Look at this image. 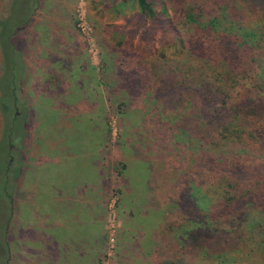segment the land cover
I'll return each mask as SVG.
<instances>
[{
  "label": "rangeland",
  "instance_id": "1",
  "mask_svg": "<svg viewBox=\"0 0 264 264\" xmlns=\"http://www.w3.org/2000/svg\"><path fill=\"white\" fill-rule=\"evenodd\" d=\"M244 1L153 4L170 22L166 28L174 19L184 40L193 39L194 25L186 19L190 13L202 23L214 22L215 39L222 43L236 36L234 28L240 34L255 30L263 71L256 85L263 90L264 9ZM115 3L38 0L28 12L30 21L15 31L18 60L0 53V79L5 62L3 78L14 92L13 133L2 152L9 170L0 167L6 180L0 188V264H53L51 249L59 248L51 247L46 230L54 227L50 213L53 201L64 197L63 187L77 199L63 204L71 213L62 225L69 247L82 253L89 249L87 224L95 218L106 237L101 264H132L136 257L135 264H148L143 257L151 254L150 264H264V205L262 211L248 199L233 211L222 210L219 193L225 185L213 175L212 164L201 163L196 126L203 102L192 92L179 96L175 86L192 69L193 56L185 53L181 59L188 63L174 68L170 55L178 50L165 42L171 28L162 35L144 31L137 21L126 27L124 18L135 13V4L121 8ZM10 4L0 0V17L8 15ZM3 46L8 50L9 39ZM160 46L167 47L165 58L154 53ZM237 81L232 85L241 88L244 81ZM144 93L151 100L142 98ZM5 94L0 87L3 101ZM4 117L0 110V138L9 123ZM258 118L254 121L261 124ZM220 147L227 156L239 146L226 142ZM257 153L264 155V146ZM205 176L208 181L201 180ZM152 226L153 238L140 234V228ZM123 232L127 241L136 236L127 246L131 252L121 250ZM77 260L86 264L78 255Z\"/></svg>",
  "mask_w": 264,
  "mask_h": 264
},
{
  "label": "trees",
  "instance_id": "2",
  "mask_svg": "<svg viewBox=\"0 0 264 264\" xmlns=\"http://www.w3.org/2000/svg\"><path fill=\"white\" fill-rule=\"evenodd\" d=\"M37 1L11 0L8 15L0 17V53L4 57L10 53L13 63L18 60L14 41L16 38L15 31L30 21L28 12ZM109 1H117L115 6L121 8L129 3L135 4V13L124 18V26L126 27L131 28L132 21H137L144 31L146 29L152 30L151 32L160 31L162 35H166L168 28H171L173 35L169 36L170 43L167 40L165 42L173 45V47L176 46L175 50H178V54L170 55L172 56L170 60L176 64L174 68L179 69L188 63L181 59L185 53L189 52L188 54L193 56L189 58L194 62L190 64L193 66L192 69L189 68V72L181 81H175V86L178 91L181 90L179 96L184 95L185 92H192L203 102L201 104L203 108L202 117L196 126L202 138L201 163L204 166L212 164L213 175L225 185L222 192L219 193V206L222 210L229 212L233 211L237 204L249 199L251 203L263 211L264 155L257 153V150L264 146V119H262L264 116V89L262 90L259 88L261 86L256 85V82L261 83V74L263 73L257 61L256 47H260L262 43L261 40H258L256 31L243 29V33L240 34L234 28V35L236 36L228 38L222 43L215 39L213 31L216 26L214 22L202 23L199 16L193 13L188 14L191 11L187 10L185 12V16L188 14L186 19L194 25L190 35L193 39L184 40L183 34L178 31L174 19L171 20L168 28L165 27V24L170 22L162 18L164 11L158 12L155 9L153 0ZM244 2L247 5H256L260 9H264V0H245ZM11 25L13 26L11 27ZM4 38L10 41L8 50L3 46ZM163 50H167V47L161 48L160 46L159 49L154 50V53L159 58H165L167 54ZM194 66L198 68L199 72H195ZM6 70L7 65L4 62L0 87L6 90V94L4 101L0 95V110L3 117L9 119V123L4 127V132L2 130V134H4L0 138V167L3 166L4 171L8 172V167L4 166L2 152L6 143L9 142L11 133H13L10 129L11 123L14 122L10 103L13 100L14 92L11 90L9 82L3 78ZM237 79L244 81L243 84H240L241 88H238V85H232L233 81L238 82ZM249 83L252 84V87L249 86ZM232 92L235 94L232 95ZM258 94L262 96L261 99L256 97ZM240 95L241 98H239ZM142 98L151 100L149 95L145 93ZM180 98L186 101V98ZM229 98L235 99L229 102ZM8 99L11 101L9 102ZM147 107L150 111L154 109L151 104ZM259 114L261 118L258 119H260L261 124L254 121ZM193 132L196 133L197 131L193 129ZM226 142L239 147L235 153L232 151L227 156H223L224 152L221 151L220 146L221 143ZM212 153L216 155L213 156ZM209 177L205 176L201 180L208 181ZM243 179L245 180L244 184H242ZM5 182V178L1 174L0 188L4 186ZM238 186L239 188H237ZM5 244L8 248V236L5 239Z\"/></svg>",
  "mask_w": 264,
  "mask_h": 264
},
{
  "label": "crops",
  "instance_id": "3",
  "mask_svg": "<svg viewBox=\"0 0 264 264\" xmlns=\"http://www.w3.org/2000/svg\"><path fill=\"white\" fill-rule=\"evenodd\" d=\"M95 188H97V190L100 188L99 185L95 186ZM90 189L92 190L93 188L90 187ZM64 191V197L57 199L55 202L53 201V208H52V217H51V213H50V219L53 221V225L54 226L52 229H45L46 230V235L48 237V240L51 241V247L52 246H57L59 248V250H54L51 249V253H52V261L53 264L59 262V264H75L78 260H77V255L78 258L81 261H85L86 264H101V255L103 254V250L105 248V232L104 229L102 227L101 222H97L94 218L90 219V223L87 224V226L89 225L90 227L89 229V241H91L90 243V247L89 249L85 250L83 253L78 252L76 246H71L69 247V238L67 236V231L62 228L63 223H65L67 217L69 214L71 213H65L64 212V208L65 206L63 205L66 201L70 202H76L77 199L73 198V196H71V188H67L65 189L64 187L62 188V190L60 192ZM88 206H90V203L88 204ZM87 206V208H88ZM70 208V206L68 207ZM91 208L95 209L96 211H99V208L95 207V205H93L91 203ZM48 216V214H47ZM91 216H94V214L91 212ZM83 217V216H82ZM47 219H49V216L47 217ZM83 219H85L83 217ZM100 219L98 218V221ZM139 229L140 234H143L144 236L151 237L152 235V231L154 232V227L152 226L149 229ZM138 232V231H136ZM139 234V235H140ZM71 235V234H70ZM131 234H128V236H130ZM137 235V234H136ZM30 236V234H29ZM121 239H120V246H121V250H124L125 248H128L126 250V252H131V249H129L130 247H127L129 244L132 243L133 238H135L136 236H133L131 241H127L126 237L127 234H125L124 232L121 233L120 235ZM125 243V245H124ZM139 240H136L133 245H138ZM47 244L45 246V249L47 248ZM145 247H147V245L144 244ZM155 247V246H154ZM154 247L152 249H146L148 251H153ZM27 250V249H25ZM131 254V253H129ZM152 255V254H151ZM150 255V257H151ZM134 257V256H133ZM150 257H143V259L147 260L148 264H150ZM135 258V257H134ZM137 259L138 257H136L135 259H130L132 264L137 263Z\"/></svg>",
  "mask_w": 264,
  "mask_h": 264
}]
</instances>
